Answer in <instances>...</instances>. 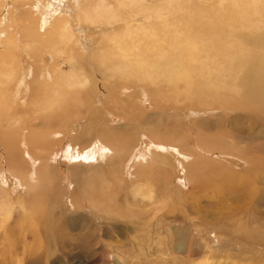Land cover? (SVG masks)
Masks as SVG:
<instances>
[{
  "label": "rangeland",
  "instance_id": "rangeland-1",
  "mask_svg": "<svg viewBox=\"0 0 264 264\" xmlns=\"http://www.w3.org/2000/svg\"><path fill=\"white\" fill-rule=\"evenodd\" d=\"M107 1L0 0V264H264V0Z\"/></svg>",
  "mask_w": 264,
  "mask_h": 264
},
{
  "label": "bare ground",
  "instance_id": "bare-ground-1",
  "mask_svg": "<svg viewBox=\"0 0 264 264\" xmlns=\"http://www.w3.org/2000/svg\"><path fill=\"white\" fill-rule=\"evenodd\" d=\"M105 1L106 0H97V3L92 7V9H90L88 11H89L90 14L92 13L93 15H98V14H99V16H101V15H108L109 18H108L107 24L109 25V22L110 23H114L117 20L115 17H118V16L114 14L115 13V10H114L115 7L113 8V6H111V4L108 3V1L105 4ZM115 2L117 3V7H120L122 9L126 10L125 13H128V16L125 19L122 18V19H124L123 20L124 27H125V28L123 27L124 29H136V28H138V25L139 24H137V23H138L139 19H143V20H147L146 23H144L145 21L142 22L145 25H151L152 23L157 22V21L159 22V24H156L155 25L156 28L153 27V31L157 32L160 29L164 30L165 23H163L164 20L161 18L163 16L162 13H163L164 8H163V5L162 4L159 5L158 0H115ZM165 2H166V5L169 4L170 6H172V3L173 2H176V0H166ZM35 9L37 11H39L38 12L39 14L42 15V18H39L38 19L39 30L45 31L48 27H51L52 21H51V19H50L49 16L54 15V14H50L49 12H45V14H43L44 12H41V9L39 8V5ZM102 9H106V11L103 12ZM70 12H72V11H70ZM134 17H137V18H134ZM40 19H41V21H40ZM159 26L161 28H158L157 29V27H159ZM67 29H70L71 30V28H68V27H67ZM65 32L67 34L68 31L65 30ZM151 33H152V31H151ZM66 34L63 37L64 39H65ZM162 34H163V32H162ZM166 35L167 34L165 32L163 34V37H166ZM70 38H72V34H70L67 37V41H69ZM149 38H147L145 40H148ZM75 41H76V38H75ZM76 44H77V41H76ZM76 44H75V46H77ZM0 48H2V47L0 46ZM42 66L45 68L44 64H42ZM20 72H19V76L26 77L25 74H23V76H22V74ZM31 76L33 77V79L30 78L31 79V82L33 80H35V78L38 79V83L40 81H44L45 80L44 79V76L42 74L38 75L37 77L34 76L33 74ZM15 78H16L15 81L17 83V81H18L19 78L17 79V76ZM21 83H23V86H21ZM29 84L30 83H26L22 79H21V81H20L19 84L17 83V87L15 88L14 91H12V93H13V95H12V103H13V105L14 104L17 105L18 101H19V103H23L24 102V101L22 102V97H21V94L22 93H25V95H27L26 98L28 97V95H29V93L31 91L30 90V87H29ZM32 140H34V139L32 138ZM36 141H35V144L38 142V141L37 142ZM71 150H72V148H71ZM66 151H67V153L66 154H63L64 159H65V157H67L66 159H69V160H72V161H83V160L85 162L87 161L85 158L82 159V157H81L82 155L79 154V153H77V152L71 153L70 150H68V149ZM95 151H98V149H95V150L89 152L88 156H89L90 159H93L95 157V154H94ZM64 153H65V151H64ZM100 153H101V151H100ZM110 155L113 156V152L110 149H108V148L102 149V156H103L102 158H106V157H108ZM111 156L108 157V159H111Z\"/></svg>",
  "mask_w": 264,
  "mask_h": 264
}]
</instances>
